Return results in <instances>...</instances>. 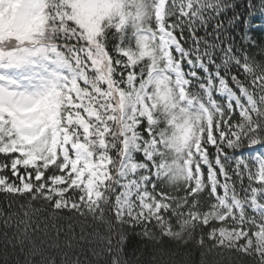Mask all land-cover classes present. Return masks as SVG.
<instances>
[{
  "label": "snow or ice",
  "instance_id": "6c2138e0",
  "mask_svg": "<svg viewBox=\"0 0 264 264\" xmlns=\"http://www.w3.org/2000/svg\"><path fill=\"white\" fill-rule=\"evenodd\" d=\"M256 15L264 0H0V193L30 209L3 220L0 264H81L65 212L108 226L86 264H140L129 234L264 264Z\"/></svg>",
  "mask_w": 264,
  "mask_h": 264
},
{
  "label": "trees",
  "instance_id": "16d2710c",
  "mask_svg": "<svg viewBox=\"0 0 264 264\" xmlns=\"http://www.w3.org/2000/svg\"><path fill=\"white\" fill-rule=\"evenodd\" d=\"M258 15L251 18L253 25L257 24L256 19ZM237 31L243 34L244 29L241 26ZM248 33L252 40L256 42L258 46H264V34L260 28L250 27ZM235 42L238 47H244L240 35L235 36ZM249 52L257 51L256 48L249 47ZM33 208H40V202H33ZM30 211L27 205V201L24 198H19L16 201H12L9 197L6 199L5 194L0 193V248L3 247L4 242V228L3 220L11 213H15L23 218V213ZM51 221L47 219V212H41L40 215L32 217V224L29 229L30 234L32 230L39 226L40 231L33 234V240L39 245L41 240L49 242L52 237L56 235L55 230L51 227ZM48 225L47 235L45 234V225ZM58 224L63 228L60 233V243L63 246L66 241L71 238L74 245L72 251L81 253V264H86L87 261H92L93 257L89 254L90 248L94 247L96 241L100 236L108 234L107 224H101L93 221L91 218H80L78 216L71 215L67 212L63 213L62 217L58 221ZM71 225V227H69ZM207 228L204 229L206 234ZM11 234V230L9 231ZM199 229L197 230V238L200 235ZM83 237V240H81ZM206 239V236H205ZM209 248H211L212 242L207 241ZM156 248L162 250V255L156 252ZM125 252L128 256L135 259L139 257L140 264H151V258L156 254L163 264H248V258L234 251L229 253L224 249H215L206 252L202 255V250L195 247L193 243L181 246L174 242L164 240L162 245H157L155 248L142 240L134 234H129L125 244ZM73 258H77L73 256ZM56 264H61L60 255H55Z\"/></svg>",
  "mask_w": 264,
  "mask_h": 264
},
{
  "label": "rangeland",
  "instance_id": "374dc122",
  "mask_svg": "<svg viewBox=\"0 0 264 264\" xmlns=\"http://www.w3.org/2000/svg\"><path fill=\"white\" fill-rule=\"evenodd\" d=\"M256 19H257L258 23L255 24V25H257V27H254V28H255V29H256V28H260L261 31H262L263 34H264V17L258 15V16L256 17Z\"/></svg>",
  "mask_w": 264,
  "mask_h": 264
},
{
  "label": "clouds",
  "instance_id": "9594fccd",
  "mask_svg": "<svg viewBox=\"0 0 264 264\" xmlns=\"http://www.w3.org/2000/svg\"><path fill=\"white\" fill-rule=\"evenodd\" d=\"M181 179L179 176H177L174 180L171 181L172 185H176V184H179L181 183Z\"/></svg>",
  "mask_w": 264,
  "mask_h": 264
}]
</instances>
